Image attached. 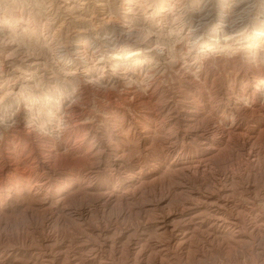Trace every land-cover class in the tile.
<instances>
[{"label":"rangeland","instance_id":"rangeland-1","mask_svg":"<svg viewBox=\"0 0 264 264\" xmlns=\"http://www.w3.org/2000/svg\"><path fill=\"white\" fill-rule=\"evenodd\" d=\"M210 1L0 0V264H264V0ZM176 136L217 150L165 174ZM225 179L230 222L160 231Z\"/></svg>","mask_w":264,"mask_h":264},{"label":"bare ground","instance_id":"bare-ground-1","mask_svg":"<svg viewBox=\"0 0 264 264\" xmlns=\"http://www.w3.org/2000/svg\"><path fill=\"white\" fill-rule=\"evenodd\" d=\"M205 2L209 1L211 2L210 0H204ZM243 2V1H241ZM239 3V2H237ZM250 7V6H249ZM247 9V8H246ZM195 14V13H194ZM206 15V14H205ZM198 16V15H197ZM207 19V17H205ZM224 18V17H223ZM204 19V18H203ZM193 21V19H192ZM195 21V20H194ZM208 22V20H207ZM206 23V22H205ZM198 24V27L197 28H202V24L200 22H197ZM197 26V25H196ZM222 26V25H220ZM217 27V26H216ZM223 27V26H222ZM195 29V30H196ZM194 30V31H195ZM196 32V31H195ZM228 37V36H227ZM231 37V36H230ZM256 39V38H255ZM259 40V38H257ZM230 40V39H229ZM256 40V41H258ZM264 82L262 81H259V84H263ZM256 84V83H255ZM258 89V85H253L252 86V91L250 94L252 95H256L257 93H255V91ZM258 95V94H257ZM133 99V98H131ZM150 101V100H149ZM127 102V101H125ZM255 103V102H254ZM176 104V103H175ZM184 104V103H183ZM188 105V104H187ZM198 105V104H197ZM181 107V106H180ZM192 107V106H191ZM130 108V107H129ZM194 108V107H193ZM184 109V117L182 119L183 123H184V126L186 127H190L191 124H193L198 117L199 113L196 112L195 110H193L192 108L189 109V108H183ZM178 113V112H177ZM228 113V112H227ZM254 113V112H253ZM252 113V114H253ZM77 114V113H76ZM143 114V113H142ZM144 116V115H143ZM177 116V115H176ZM147 117V122L148 124H152L153 119V115H150L148 114ZM157 117V116H156ZM86 118V117H85ZM141 118V117H140ZM159 118V117H158ZM236 118V117H235ZM262 120H264V116L261 117ZM165 119V118H164ZM142 120V119H141ZM236 120V119H235ZM234 120V121H235ZM98 121V120H97ZM143 121V120H142ZM176 121V120H175ZM180 121V120H179ZM178 121V122H179ZM261 121V120H260ZM88 123V122H86ZM156 123V122H155ZM167 123V122H166ZM171 124V123H170ZM72 125V124H71ZM155 125V124H154ZM165 125V124H164ZM89 125L85 124L84 122H82V120H75V122H73V126L74 128H76V131L78 130H81V131H87V127ZM165 126H170L169 124H166ZM239 126V124H238ZM250 126V125H249ZM91 127V126H90ZM171 127V126H170ZM73 128V129H74ZM135 130L138 128L137 125H135ZM169 128V127H168ZM181 128V127H180ZM194 128V127H192ZM157 129V128H156ZM165 129V128H164ZM163 129V130H164ZM184 129V127H183ZM187 129V128H186ZM72 130V129H71ZM151 130V129H150ZM171 130V129H170ZM192 130V129H191ZM190 131V130H189ZM165 132V131H164ZM176 132V131H175ZM184 132V131H183ZM29 133V132H28ZM187 135L186 137H184V139L186 140H191L193 141L194 139L192 138V135H190L188 132H186ZM170 134V133H168ZM184 134V133H183ZM20 135V134H19ZM82 135V134H81ZM94 135V138L93 140H97L98 142L97 145L96 143L94 144L95 146L92 147V152H96L97 149H99V145L100 143L99 142H102L103 139H102V134L101 133H93ZM171 135V134H170ZM255 136V135H254ZM108 137V136H107ZM174 137V135H173ZM251 137V136H249ZM144 141H146L147 139L146 138H143ZM19 140V139H18ZM202 140V139H201ZM86 141V140H85ZM172 141H176V145L173 144V146L175 147L174 149H172L171 151H168V156H174L176 155L175 157V160L173 161V163L167 167V169L165 170V174L166 172H170L171 173H177V171H182L184 173V171L186 170H189L191 171V167L194 166L196 164L199 165V163H201V160L199 161L197 158L196 155H198L199 153H201V158L202 159H205V155L208 156L211 154V152H214L215 150H217V148L215 147H212L214 146L212 143V141L209 142L208 139H203L202 141H200V148H195L194 150V154H192V150L191 151H186L184 149H181L180 153H178V150L176 149L177 148V145H178V141H179V138L176 136L175 139L172 138ZM196 141V140H195ZM223 143V142H222ZM182 144H188V143H185L183 141ZM181 144V147H185V145H182ZM191 144V143H189ZM188 144V145H189ZM193 144V143H192ZM191 144V146H192ZM194 144H197L198 145V142L194 143ZM193 144V145H194ZM217 144V143H216ZM166 146V145H165ZM196 146V145H194ZM253 146V145H252ZM96 149H95V148ZM190 147V145H189ZM194 148V147H193ZM168 149V148H167ZM192 149V148H191ZM76 150V149H75ZM80 150V149H79ZM74 151V150H73ZM75 152V151H74ZM79 152V151H78ZM89 153V152H88ZM164 154V153H163ZM95 155V154H94ZM123 155V154H122ZM93 156V155H92ZM205 157V158H204ZM200 158V159H201ZM210 158V157H208ZM206 158V159H208ZM203 162V161H202ZM166 163V162H165ZM88 164V163H87ZM89 167V166H88ZM195 168V167H194ZM197 168V167H196ZM21 169V168H20ZM99 169V168H98ZM98 169H94L96 172L95 173H99V170ZM193 169V168H192ZM141 171V170H140ZM179 172V173H180ZM120 173V172H119ZM23 174V173H22ZM27 174V173H26ZM30 174V173H29ZM186 173H184L185 175ZM190 174V173H189ZM183 175V176H184ZM27 176V175H26ZM30 176V175H29ZM41 176V175H40ZM228 177V176H227ZM181 178V177H180ZM231 178V177H230ZM28 179V177H27ZM32 179V178H31ZM36 179V178H35ZM108 179V178H107ZM228 179V178H227ZM112 180V179H111ZM114 180V179H113ZM120 180V179H119ZM128 180V183L130 182H134L135 181V177L134 178H130V179H126ZM27 181V180H26ZM118 181V180H117ZM232 178H231V182H232ZM30 182V181H29ZM119 183L120 182H124V180H121V181H118ZM229 181L226 179L223 181V182H220L218 187H214L212 189H209L208 190L205 188V190H207L206 192H201V191H198V188L195 189V191L192 193L191 197L190 198H187L183 203H182V210L180 211V220L178 222H175V220L173 219V215H168L166 218H164L162 220V222L160 223V231L163 232L164 234L165 233H172V234H176L175 237L179 238V240H181L180 242L183 243V244H187V241L190 239L191 235H192V231L194 229H199V228H204L206 226V224L208 223V221H212L214 224L210 225L209 227L210 228H214L216 229L215 227L219 226V222H230V217L228 216L229 215V207L231 205V201H230V191L227 189L228 186L227 184L225 185V183H228ZM36 183V181H35ZM109 183V182H108ZM107 183V184H108ZM118 183V184H119ZM216 183V182H215ZM230 183V182H229ZM114 184V183H113ZM127 184V183H126ZM131 184V183H130ZM47 184L44 182H41V181H38L36 184H35V187L37 189H39V191L42 189V188H45ZM49 185V183H48ZM231 185V184H230ZM88 186V185H86ZM114 186V185H113ZM183 186V185H182ZM215 186V185H214ZM212 187V186H210ZM35 188V189H36ZM231 188V187H230ZM36 189V190H37ZM38 191V190H37ZM114 191H116V189H114ZM200 192V193H198ZM233 192V191H232ZM231 192V193H232ZM236 193V191L234 192ZM233 193V194H234ZM114 194V193H113ZM187 194V193H186ZM190 195V194H189ZM114 196V195H113ZM239 196V195H238ZM242 196V195H241ZM189 197V196H188ZM234 197V196H233ZM240 197V196H239ZM243 197V196H242ZM232 199V198H231ZM241 200V199H240ZM234 201V200H233ZM237 202V201H236ZM170 205V203L168 204V206ZM173 206V205H172ZM166 207V206H165ZM171 207H168V210L169 212L171 211L170 209ZM164 211V210H163ZM167 211V210H166ZM209 215V217H206V215ZM231 215V214H230ZM234 221V220H233ZM236 223V222H235ZM226 224V223H225ZM230 224V223H229ZM234 225V224H232ZM232 227V226H231ZM224 228V227H222ZM233 228V227H232ZM221 229V228H220ZM201 230V229H200ZM196 231V230H195ZM194 231V232H195ZM160 232V233H161ZM216 232V231H215ZM162 233V234H163ZM217 234V233H216ZM192 238V237H191ZM171 240V239H170ZM179 242V241H178ZM180 246V245H179ZM94 258V257H93ZM93 258L90 260V261H93Z\"/></svg>","mask_w":264,"mask_h":264}]
</instances>
